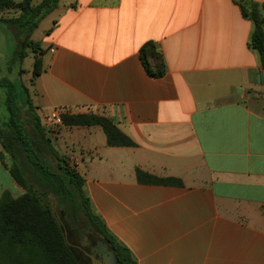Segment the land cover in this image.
I'll return each instance as SVG.
<instances>
[{
    "label": "crops",
    "instance_id": "obj_1",
    "mask_svg": "<svg viewBox=\"0 0 264 264\" xmlns=\"http://www.w3.org/2000/svg\"><path fill=\"white\" fill-rule=\"evenodd\" d=\"M236 1L60 0L40 23L52 25L33 103L137 264H264V70ZM150 41L163 77L139 56ZM65 113L104 115L136 146L63 126ZM138 168L182 185L140 183ZM7 193L25 190L0 159Z\"/></svg>",
    "mask_w": 264,
    "mask_h": 264
},
{
    "label": "trees",
    "instance_id": "obj_2",
    "mask_svg": "<svg viewBox=\"0 0 264 264\" xmlns=\"http://www.w3.org/2000/svg\"><path fill=\"white\" fill-rule=\"evenodd\" d=\"M60 0H0V12L16 10L17 16L3 21L25 38L16 47L19 64L16 79L0 78L5 91L6 114L0 113V159L25 194L13 198L8 193L0 202V264H84L85 255L67 244L64 229L58 222L54 206L68 231L69 241L84 247L89 241L102 239L115 252L119 264H137L132 252L121 243L94 210L86 191V179L70 155L61 154L54 145V130L47 127L33 103L29 86L22 82V62L27 49L35 54L32 86L43 71L45 50L31 39L40 23L58 6ZM244 18L253 22L248 46L259 55L264 70V4L251 0L236 1ZM146 72L163 77L167 65L158 45L150 41L140 49ZM20 62V63H19ZM61 124L101 126L110 146L134 147L136 144L114 122L99 114H70L60 117ZM140 183L178 185L175 179H162L138 168Z\"/></svg>",
    "mask_w": 264,
    "mask_h": 264
},
{
    "label": "rangeland",
    "instance_id": "obj_3",
    "mask_svg": "<svg viewBox=\"0 0 264 264\" xmlns=\"http://www.w3.org/2000/svg\"><path fill=\"white\" fill-rule=\"evenodd\" d=\"M19 12L16 10H10L8 12H0V18L2 17H13L17 16ZM52 24H50L49 20L44 21L41 25H39V28H37L34 33L31 36V39L34 42L40 43L42 42L46 36L50 33H48V28L51 27ZM15 29L8 26L7 23L0 21V78H8L10 80L17 78V71L19 64L17 62L16 57V47L17 43L19 41H23L25 38V35L23 33L17 35ZM45 44V43H44ZM32 49H27V57L22 62V69L24 70V73L22 75V82L29 86L30 90L33 89L32 83L30 82L33 77V66H34V58L35 54ZM20 63V62H19ZM5 91L0 89V113L1 116L6 114L5 110ZM48 127H51L53 130L57 129V125L55 123L49 124ZM63 221V220H62Z\"/></svg>",
    "mask_w": 264,
    "mask_h": 264
},
{
    "label": "water",
    "instance_id": "obj_4",
    "mask_svg": "<svg viewBox=\"0 0 264 264\" xmlns=\"http://www.w3.org/2000/svg\"><path fill=\"white\" fill-rule=\"evenodd\" d=\"M54 211H55V214H56V217L58 219V222L60 223V225L63 227L64 229V235H65V240L67 242V244L71 247H75V248H78V249H81L79 246H76L74 244H72L70 241H69V238H68V231L65 227V224L62 222V219L60 218L57 210H56V205L54 206ZM99 246H100V254H102V260H98L96 258V256L93 254L91 257H92V260H93V264H119L118 262V258L115 254L114 251H112V249H109V244L104 242V241H99ZM92 251L93 253H95L97 251V249H92L90 250ZM97 251V252H99Z\"/></svg>",
    "mask_w": 264,
    "mask_h": 264
},
{
    "label": "flooded vegetation",
    "instance_id": "obj_5",
    "mask_svg": "<svg viewBox=\"0 0 264 264\" xmlns=\"http://www.w3.org/2000/svg\"><path fill=\"white\" fill-rule=\"evenodd\" d=\"M99 241H104V240H102V239H97L95 241L91 240L88 243H86V245L84 247L76 245V246H79L81 248V249H78V250L82 251L84 253V255H85L86 259L84 260V264H93V260H92V257H91L93 254L96 256V258L98 260H102V256L103 255L100 254V251H99L100 250ZM93 248L97 249V251H99V252L96 251L95 253H93L92 251H90ZM109 249H111V248L109 247Z\"/></svg>",
    "mask_w": 264,
    "mask_h": 264
},
{
    "label": "built area",
    "instance_id": "obj_6",
    "mask_svg": "<svg viewBox=\"0 0 264 264\" xmlns=\"http://www.w3.org/2000/svg\"><path fill=\"white\" fill-rule=\"evenodd\" d=\"M51 118H52V120H53V119H54V120L57 119V118H58V113H54L53 116H52Z\"/></svg>",
    "mask_w": 264,
    "mask_h": 264
}]
</instances>
